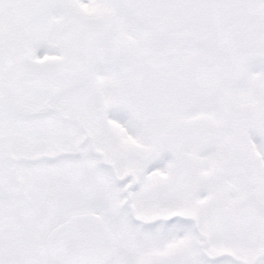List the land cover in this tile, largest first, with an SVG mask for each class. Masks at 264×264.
Masks as SVG:
<instances>
[{"label":"snow or ice","instance_id":"obj_1","mask_svg":"<svg viewBox=\"0 0 264 264\" xmlns=\"http://www.w3.org/2000/svg\"><path fill=\"white\" fill-rule=\"evenodd\" d=\"M0 264H264V0H0Z\"/></svg>","mask_w":264,"mask_h":264}]
</instances>
